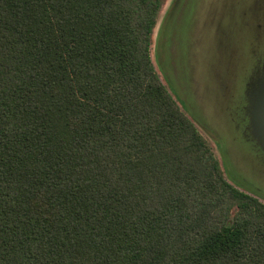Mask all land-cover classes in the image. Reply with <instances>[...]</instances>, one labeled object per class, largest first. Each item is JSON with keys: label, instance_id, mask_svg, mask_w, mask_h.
<instances>
[{"label": "trees", "instance_id": "16d2710c", "mask_svg": "<svg viewBox=\"0 0 264 264\" xmlns=\"http://www.w3.org/2000/svg\"><path fill=\"white\" fill-rule=\"evenodd\" d=\"M164 2L0 0V264H264V203L152 66Z\"/></svg>", "mask_w": 264, "mask_h": 264}, {"label": "rangeland", "instance_id": "374dc122", "mask_svg": "<svg viewBox=\"0 0 264 264\" xmlns=\"http://www.w3.org/2000/svg\"><path fill=\"white\" fill-rule=\"evenodd\" d=\"M149 55L225 180L264 203V165L237 128L234 99L235 84L264 65V0H165ZM236 211L230 204L231 218Z\"/></svg>", "mask_w": 264, "mask_h": 264}, {"label": "flooded vegetation", "instance_id": "af4514ba", "mask_svg": "<svg viewBox=\"0 0 264 264\" xmlns=\"http://www.w3.org/2000/svg\"><path fill=\"white\" fill-rule=\"evenodd\" d=\"M264 83V65L261 66L255 77L250 78L249 81L236 83L234 99L240 105L239 118L237 119L238 127L241 135L249 143V149L257 152L258 159L264 165V147L261 146L256 137L255 127L251 121L252 105L258 90Z\"/></svg>", "mask_w": 264, "mask_h": 264}, {"label": "water", "instance_id": "95a60500", "mask_svg": "<svg viewBox=\"0 0 264 264\" xmlns=\"http://www.w3.org/2000/svg\"><path fill=\"white\" fill-rule=\"evenodd\" d=\"M251 121L255 127L256 137L264 147V83L253 101Z\"/></svg>", "mask_w": 264, "mask_h": 264}]
</instances>
